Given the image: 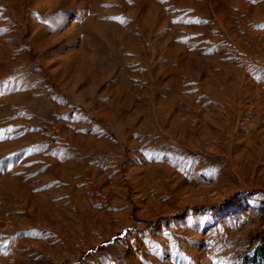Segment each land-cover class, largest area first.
<instances>
[{"label":"rangeland","instance_id":"obj_1","mask_svg":"<svg viewBox=\"0 0 264 264\" xmlns=\"http://www.w3.org/2000/svg\"><path fill=\"white\" fill-rule=\"evenodd\" d=\"M264 0H0V264H264Z\"/></svg>","mask_w":264,"mask_h":264},{"label":"trees","instance_id":"obj_2","mask_svg":"<svg viewBox=\"0 0 264 264\" xmlns=\"http://www.w3.org/2000/svg\"><path fill=\"white\" fill-rule=\"evenodd\" d=\"M260 254H261V260H262V262H264V249L262 251H260Z\"/></svg>","mask_w":264,"mask_h":264}]
</instances>
